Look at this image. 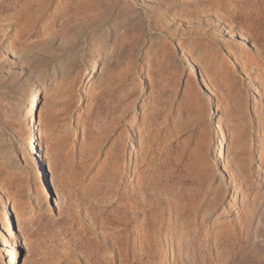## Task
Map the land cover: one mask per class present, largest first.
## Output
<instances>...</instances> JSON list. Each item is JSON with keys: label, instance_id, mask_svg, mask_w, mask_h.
Masks as SVG:
<instances>
[{"label": "rangeland", "instance_id": "1", "mask_svg": "<svg viewBox=\"0 0 264 264\" xmlns=\"http://www.w3.org/2000/svg\"><path fill=\"white\" fill-rule=\"evenodd\" d=\"M4 237L19 264H264V0H0L13 264Z\"/></svg>", "mask_w": 264, "mask_h": 264}, {"label": "bare ground", "instance_id": "2", "mask_svg": "<svg viewBox=\"0 0 264 264\" xmlns=\"http://www.w3.org/2000/svg\"><path fill=\"white\" fill-rule=\"evenodd\" d=\"M14 54V53H12ZM201 82L202 84L206 87V89L209 91V93H213L212 91V87L210 85V82L208 81L207 77L202 75L201 76ZM35 116V115H34ZM219 132H220V135L222 136L223 135V129L222 128H219ZM31 148H35V152L37 153V149H36V143L35 141L31 144ZM35 153V155H36ZM39 156H40V153H38ZM221 159H224L225 157V147L223 145H221V149H220V153H219V156ZM12 210H15L14 207L12 208ZM7 218V217H6ZM11 217L8 216V223L9 225H11ZM14 228L11 226V229L9 230V234H13ZM4 240H5V244L7 243L8 244V251H7V254H10L11 255V259H12V262L13 264L14 263H20V260H19V255H18V251L13 247V245L11 244V241L9 240L8 237H4ZM13 247V248H12Z\"/></svg>", "mask_w": 264, "mask_h": 264}]
</instances>
